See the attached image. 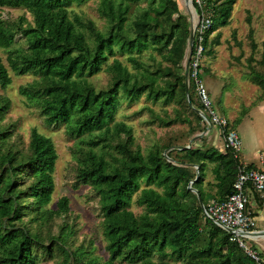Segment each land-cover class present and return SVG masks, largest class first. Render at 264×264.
Segmentation results:
<instances>
[{"label": "trees", "instance_id": "obj_1", "mask_svg": "<svg viewBox=\"0 0 264 264\" xmlns=\"http://www.w3.org/2000/svg\"><path fill=\"white\" fill-rule=\"evenodd\" d=\"M87 1L0 0V7L24 8L32 16V23L24 16L17 22L0 19V49L14 74L38 75L19 87V94L36 106L48 125H63L68 137L77 139L75 185L89 186L98 198L106 255L71 247V231L64 225L56 236L47 234L52 249L44 244L42 231L25 224L28 218L48 225L67 213L68 198L62 196L56 208H48L55 186V144L33 128L26 148H18L11 141L10 126L1 124L10 102L0 95V264H38V252L50 258L58 253V264H168L169 257L180 264H256L229 240V232L203 219V206L233 192L238 158L217 146L179 147L183 156L178 160L172 150L164 153L171 145L155 144L143 153L133 127L116 119L124 98L132 102L145 95L183 103L202 124L200 129H206L190 69L182 65L191 32L188 16L177 0H99L97 10L106 20L105 29L99 30L91 20L68 10ZM234 3L204 0L202 7L212 23L203 33L202 56L214 55ZM16 32L25 38L26 48L13 45ZM196 42L197 32L191 53ZM117 54L125 56L131 69ZM155 55L159 60L152 64L142 58L155 61ZM260 62L264 64V46ZM103 70L110 80L97 89L89 79ZM201 72L203 81L208 70ZM247 76L264 95V72L249 66ZM11 82L0 57V88ZM148 110L153 123L174 122ZM181 115L176 110V119L190 123ZM239 121L230 122L227 130ZM208 169L213 176L210 188L203 184ZM245 193L259 200L249 184ZM134 195L143 210L138 215L131 210ZM246 207L249 210L250 202Z\"/></svg>", "mask_w": 264, "mask_h": 264}, {"label": "rangeland", "instance_id": "obj_2", "mask_svg": "<svg viewBox=\"0 0 264 264\" xmlns=\"http://www.w3.org/2000/svg\"><path fill=\"white\" fill-rule=\"evenodd\" d=\"M98 3L99 0H88L81 5L72 4L68 10L70 14L75 12L84 20H91L99 30H104L106 20L97 10ZM177 3L181 12L188 16L191 29L196 20L195 14L190 12L182 0H177ZM20 16H24L28 22L32 23V16L24 8L0 7V19L4 21L17 22ZM132 18L133 14H130L128 22H131ZM85 33L90 39L91 35L87 31ZM13 45L27 47V42L20 32L15 33ZM263 46L264 0H235L230 24L221 28L220 42L214 47V55L202 56L199 65L202 75L203 69L208 70L203 76V83L206 85L213 106L219 115L225 116L232 124L235 120H241L239 124L235 123L234 127L241 139L239 157L244 161L248 160L249 155L253 156L256 149L264 154V107L262 110L258 107L260 104L264 106V95L257 85L247 79L249 66L264 72V64L260 62ZM155 56V61L149 57L145 58V56L142 58L148 64H152L159 60V57ZM0 57L12 80L7 88H0V95L6 96L10 102L1 124L10 126L8 131L12 134L11 141L18 148H26L30 130L33 128L52 139L58 158L53 173L55 186L48 208H56V201L60 197L68 198L69 210L67 213L53 218L48 225L30 222L28 218H24L25 224L29 228L42 231L44 244L51 246L52 249H54V245H51L49 235L56 236L60 227L64 225L71 231L68 238L71 247L81 246L88 251L91 250L94 255L105 256L106 241L102 235V217L99 212L98 198L89 186L75 185L76 161L73 151L77 139L68 137L63 125H48L36 106L28 104L25 97L19 94V87L31 83L38 78V75L34 76L30 73L16 75L8 67L4 50L0 49ZM187 57L189 58L188 47L182 62L185 71ZM117 58L125 62L124 64L131 69L125 56L117 54ZM89 80L97 89H100L108 85L110 75L103 70L90 76ZM149 108L160 117L174 119V122L169 126H161L158 122L153 123ZM176 110L182 113V117H188L190 123L176 119ZM229 112H231L230 116ZM116 119L124 120L133 127L135 142L143 153H146L155 144L162 147L171 145L164 150V153L172 150V155L178 160L183 156L179 147H191L192 145L218 147L222 143L217 130L213 133V131L207 132L206 129H200L202 124H199L192 112L180 102L164 103L161 99L152 100L145 95L132 102L124 98L117 110ZM258 141L259 144H257ZM193 168L195 169V166ZM195 172L197 174V169ZM212 182L213 176L208 169L205 171L203 184L207 186L209 183L210 188ZM136 196H133L131 210L138 215L143 210L135 203ZM48 233L49 235H47ZM38 257V264H58L61 260L58 253L50 258L46 254L38 252ZM154 260L158 261L157 258ZM165 261L168 264H180L181 262L173 257L166 258Z\"/></svg>", "mask_w": 264, "mask_h": 264}, {"label": "built area", "instance_id": "obj_3", "mask_svg": "<svg viewBox=\"0 0 264 264\" xmlns=\"http://www.w3.org/2000/svg\"><path fill=\"white\" fill-rule=\"evenodd\" d=\"M183 4L196 17L191 29L193 35L197 32V42L194 45L193 53L190 52L189 54L188 68L196 96L202 106L199 115L206 123L207 132L208 128L217 130L222 141L220 150L224 152L230 150L234 157L238 158L239 163L236 179L233 183V192L222 201L211 200L206 206H203V219L212 221L216 226L226 231L229 229L230 231H227L230 233L229 240L236 243L256 264H264V254L250 242V238L257 233V225L255 218L246 207L250 198L245 193L246 185H251L264 204V171L256 167L247 168V164L240 159L241 139L238 131L235 129L227 130L229 120L216 111L206 85L198 76L203 53V33L212 23L210 14L202 7L204 0H186L183 1Z\"/></svg>", "mask_w": 264, "mask_h": 264}, {"label": "crops", "instance_id": "obj_4", "mask_svg": "<svg viewBox=\"0 0 264 264\" xmlns=\"http://www.w3.org/2000/svg\"><path fill=\"white\" fill-rule=\"evenodd\" d=\"M258 107L260 110H262L264 106L260 104ZM230 115L231 112H229V116ZM209 131H213L214 133L215 128L210 129ZM257 144H259V141ZM221 146L222 143L218 145V147ZM243 162L246 164H252L254 167L264 171V154H262L259 149H256L253 152V156L249 155L248 160H243ZM249 211L251 212V215L255 218L257 225V233L252 238H250V242L254 245L257 250L264 254V204L262 203L260 198L259 200L251 198Z\"/></svg>", "mask_w": 264, "mask_h": 264}, {"label": "water", "instance_id": "obj_5", "mask_svg": "<svg viewBox=\"0 0 264 264\" xmlns=\"http://www.w3.org/2000/svg\"><path fill=\"white\" fill-rule=\"evenodd\" d=\"M192 43H193V30L191 29L190 37H189V43H188L189 53L191 51ZM188 62H189V58L187 57V60H186V71H187V68H188ZM185 75H187V72H185ZM185 148H189V146H187ZM196 178H197V176H196ZM189 188H190V186H189ZM198 198H199V196H198ZM199 201H200V199H199ZM227 231H230V230L228 229Z\"/></svg>", "mask_w": 264, "mask_h": 264}, {"label": "clouds", "instance_id": "obj_6", "mask_svg": "<svg viewBox=\"0 0 264 264\" xmlns=\"http://www.w3.org/2000/svg\"><path fill=\"white\" fill-rule=\"evenodd\" d=\"M185 1H186V0H185ZM189 54H190V53H189ZM198 113H199V112H198ZM228 120H229V119H228ZM229 122H230V120H229ZM208 129L210 130L211 128H208ZM209 130H208V131H209ZM206 131H207V130H206ZM190 183H191V182H190Z\"/></svg>", "mask_w": 264, "mask_h": 264}]
</instances>
